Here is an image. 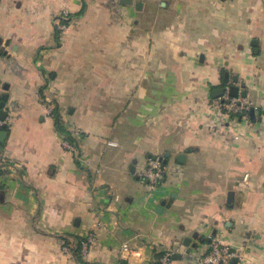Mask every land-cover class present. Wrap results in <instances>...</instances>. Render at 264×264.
<instances>
[{
    "label": "crops",
    "instance_id": "crops-1",
    "mask_svg": "<svg viewBox=\"0 0 264 264\" xmlns=\"http://www.w3.org/2000/svg\"><path fill=\"white\" fill-rule=\"evenodd\" d=\"M230 83L245 116L211 106ZM6 93L0 264H264V0H0Z\"/></svg>",
    "mask_w": 264,
    "mask_h": 264
},
{
    "label": "built area",
    "instance_id": "built-area-1",
    "mask_svg": "<svg viewBox=\"0 0 264 264\" xmlns=\"http://www.w3.org/2000/svg\"><path fill=\"white\" fill-rule=\"evenodd\" d=\"M68 21L69 16L68 12H64L59 18L56 20V25L59 31H65L68 29ZM233 83H230L225 89L226 92L214 99L212 102V107L215 108L220 115L225 117H242L245 116L248 110L251 108V103L247 99L246 95L240 94L237 97H232L229 95V91L231 89ZM45 106L47 108L48 115L56 121V106L51 100H46ZM4 126L8 128L9 122L8 119L5 118L4 120L0 118V129ZM65 144L67 147L71 148L72 150L74 147L68 142V138H64ZM165 165L164 160L161 157H155L149 161V166L145 173L143 174V178L146 181L147 187L150 191L155 190L162 182V179L165 176ZM97 237L94 234L88 235L87 238L81 240V249L83 252H87L91 246L96 242ZM73 248L74 245H71ZM66 251L70 250V248L65 247ZM124 251H130V248L127 244L124 245ZM244 251L240 249H233L228 245H223L219 241H214L212 243L210 251L201 257V261L204 264H232L233 260L237 258L238 260H242L244 258ZM173 255L172 251L165 252L164 256L160 260V264H170L171 257Z\"/></svg>",
    "mask_w": 264,
    "mask_h": 264
},
{
    "label": "water",
    "instance_id": "water-1",
    "mask_svg": "<svg viewBox=\"0 0 264 264\" xmlns=\"http://www.w3.org/2000/svg\"><path fill=\"white\" fill-rule=\"evenodd\" d=\"M124 4H132L133 3V0H122ZM138 6H141V2L138 4ZM234 81L235 83H238L239 82V77L236 76L234 78ZM5 88H8L7 85L5 86ZM226 92V89L225 88H220V89H216L215 92H214V97H219V96H222L224 93ZM229 95L232 96V97H237L239 96V87L236 86V85H232L231 86V89L229 91ZM243 95H246V93L244 92ZM2 102H0V118L1 119H5L7 118V111L5 110V106H6V101L8 99V94H3L2 95ZM7 134H8V131H7V127L4 126L2 129H0V143H4L5 142V139L7 137ZM169 156V154H168ZM185 159H186V154H180L179 157H178V160L182 163L185 162ZM187 243L189 242V240L186 241ZM175 259H179L181 258L180 254H177L175 253L174 256H173ZM238 259L235 258L233 260L234 264H237L238 263Z\"/></svg>",
    "mask_w": 264,
    "mask_h": 264
},
{
    "label": "trees",
    "instance_id": "trees-1",
    "mask_svg": "<svg viewBox=\"0 0 264 264\" xmlns=\"http://www.w3.org/2000/svg\"><path fill=\"white\" fill-rule=\"evenodd\" d=\"M56 127L58 130H60L64 133L66 132V134L70 136V133L64 128V126L61 123V116L59 113H57V115H56Z\"/></svg>",
    "mask_w": 264,
    "mask_h": 264
}]
</instances>
